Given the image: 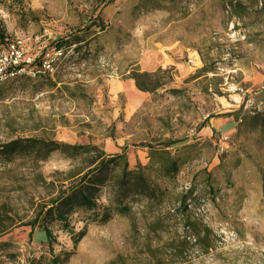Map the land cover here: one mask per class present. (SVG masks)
Listing matches in <instances>:
<instances>
[{
    "label": "rangeland",
    "instance_id": "obj_1",
    "mask_svg": "<svg viewBox=\"0 0 264 264\" xmlns=\"http://www.w3.org/2000/svg\"><path fill=\"white\" fill-rule=\"evenodd\" d=\"M73 36L82 42L64 48L52 75L0 77V144L24 136L108 155L126 148L134 170L151 162L141 144L180 140L168 149L179 171L152 211L129 203L128 215L105 224L74 214L75 233L87 225L76 247L50 224L51 254L43 234L23 226L42 190L36 173L0 161V215L14 224L0 236V264H45L53 254L59 264H264V0H0V53L29 38L24 50L40 60ZM159 68L170 70L166 88L142 92L128 113L113 87L132 81V70ZM70 163L53 153L37 172L48 182ZM185 193L187 211L177 214L173 201Z\"/></svg>",
    "mask_w": 264,
    "mask_h": 264
},
{
    "label": "trees",
    "instance_id": "obj_2",
    "mask_svg": "<svg viewBox=\"0 0 264 264\" xmlns=\"http://www.w3.org/2000/svg\"><path fill=\"white\" fill-rule=\"evenodd\" d=\"M90 29V27H89ZM60 39L54 43L56 49H64L79 44V39ZM72 40V41H71ZM34 65H37L35 63ZM33 65V66H34ZM169 69H157L155 72H145L140 69L132 70L128 79L134 82L135 88L143 93H151L166 88L162 82V75L169 73ZM203 67L199 72H204ZM172 94H179L180 90H168ZM75 96V95H73ZM230 115H235L230 114ZM41 119L36 121L31 131L41 129ZM202 124L198 132L205 127ZM21 133H24L21 132ZM181 143L180 140H167L156 145L141 144L139 147L150 150L151 162L147 166L137 164L134 170L129 169L125 149L121 154L108 155L99 146L89 144L63 143L53 137H24L11 138L0 144V161L15 167L28 165L27 169L36 173V179L42 185V190L35 188L32 217L23 224L32 231L38 229L44 236L49 252L52 254V244L55 238L48 227L56 222L62 230L69 233L73 246L76 247L85 236L84 228L75 233L70 227V218L77 213H84L90 217L88 222L105 224L114 214L128 215L131 212L129 203L144 202L152 211L162 202L163 196L168 194L167 181L171 182L179 171V160L171 157L168 150ZM58 153L69 160L70 167L65 172H54L48 182L37 172L39 165L44 163L51 154ZM160 185H164L161 188ZM188 193L177 196L173 205L182 206L178 213H186ZM105 198L106 204H101ZM33 202V199L31 200ZM4 207V206H3ZM12 211V209H10ZM5 214L0 215V236L5 235L14 227L10 222L5 224ZM9 219V218H8ZM83 222H86L83 221ZM7 243L0 242V252H3ZM65 260L69 254H64ZM45 257L27 260L24 264H43ZM60 256L53 254L45 264L61 263Z\"/></svg>",
    "mask_w": 264,
    "mask_h": 264
},
{
    "label": "built area",
    "instance_id": "obj_3",
    "mask_svg": "<svg viewBox=\"0 0 264 264\" xmlns=\"http://www.w3.org/2000/svg\"><path fill=\"white\" fill-rule=\"evenodd\" d=\"M27 41H29V38L24 40L19 38L6 42L4 50L0 53V77H11L21 72H26L33 77L54 73L55 63L63 57L64 49L55 48L43 54L39 60V56L29 50H24V44ZM35 63L37 65H34ZM227 140V137H222L223 142ZM219 149L220 154H222L224 147Z\"/></svg>",
    "mask_w": 264,
    "mask_h": 264
},
{
    "label": "bare ground",
    "instance_id": "obj_4",
    "mask_svg": "<svg viewBox=\"0 0 264 264\" xmlns=\"http://www.w3.org/2000/svg\"><path fill=\"white\" fill-rule=\"evenodd\" d=\"M122 91L125 93L127 98V111L128 113H131L136 106L141 102L142 99V92L138 91L135 87L132 81L125 84H118L115 87H113V92H119Z\"/></svg>",
    "mask_w": 264,
    "mask_h": 264
},
{
    "label": "crops",
    "instance_id": "obj_5",
    "mask_svg": "<svg viewBox=\"0 0 264 264\" xmlns=\"http://www.w3.org/2000/svg\"><path fill=\"white\" fill-rule=\"evenodd\" d=\"M230 117V116H229ZM234 131V128L232 129Z\"/></svg>",
    "mask_w": 264,
    "mask_h": 264
}]
</instances>
